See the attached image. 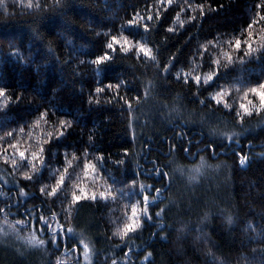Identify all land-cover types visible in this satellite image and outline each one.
Listing matches in <instances>:
<instances>
[{
	"label": "trees",
	"instance_id": "1",
	"mask_svg": "<svg viewBox=\"0 0 264 264\" xmlns=\"http://www.w3.org/2000/svg\"><path fill=\"white\" fill-rule=\"evenodd\" d=\"M44 3L51 7L54 0H0V87L13 97L7 110L0 112V137L15 130L20 147L33 151L40 140L48 139L46 133H53L52 144H45L46 167L38 182H25L16 171L19 183H13L11 165L0 160V207L17 205L10 209V221H27L28 212L48 215L51 209L65 229L71 226L75 231L61 233L56 244L41 235L46 241L42 248L28 247L14 233L0 237V264H55L57 258L85 264L81 239L94 249L91 264L113 260L125 264L128 248L127 264H264V112L240 121L234 111L247 100L259 103L258 96L250 93L245 99L243 92L264 80V52L245 56V63L237 60L227 68L222 57L223 51H232L236 58L227 42L245 40L249 23L253 48L261 42L264 0H172L171 6L167 0H64L63 11L41 12L37 5ZM201 4L204 16L182 11L189 6L199 9ZM209 7L214 11L209 12ZM134 10L141 15L158 12L159 22H148L147 33L140 26H128ZM189 16L197 17L194 23H188ZM170 25L175 32L166 30ZM98 33L122 34L149 44L154 52L158 48L160 64L117 50L112 61L93 65L89 61L106 50L108 39ZM207 41L214 45L201 47ZM13 48L27 62L15 56ZM173 54L175 66L165 74L161 66ZM215 58L221 59V75L206 90L201 85L197 91L191 83L175 78L179 70L190 76L207 74ZM109 81H124L126 86L116 95L115 88L105 87ZM234 84L240 90L233 87L227 98L233 110L208 98L217 85ZM96 87L104 90L97 94ZM17 96L22 97L19 102ZM45 109L46 118L34 125ZM61 119L68 126L57 141ZM20 127L24 134L19 133ZM226 133L238 136L239 142L223 138ZM12 142L0 139V148L11 154L13 149L7 146ZM238 153L248 157L243 166ZM85 162L95 166L87 176ZM64 168L71 178L66 176L63 193L42 201L39 188L53 184ZM157 168L167 177L160 178ZM190 175L198 179L190 182ZM132 180L137 182L136 194L121 197L117 192L115 200L84 201L70 214L64 211L73 182L89 190L102 191L110 184L114 190L127 191ZM140 183L152 187L141 190ZM18 187L28 195H20ZM156 188L161 189V199L150 203L149 210L154 214L166 209L164 223L171 225L164 230L168 240L153 235L158 232L154 215L151 220L143 218V228L124 241L114 236L118 224L130 215L131 204L141 200L144 191L151 200ZM228 215L233 216L232 224L227 223ZM18 228L21 235L32 230L31 225ZM180 228L183 231H177ZM148 252L152 256L145 260ZM209 252L218 260L214 262Z\"/></svg>",
	"mask_w": 264,
	"mask_h": 264
},
{
	"label": "snow or ice",
	"instance_id": "2",
	"mask_svg": "<svg viewBox=\"0 0 264 264\" xmlns=\"http://www.w3.org/2000/svg\"><path fill=\"white\" fill-rule=\"evenodd\" d=\"M168 4L171 6L172 0H167ZM63 5L64 0H54V4L50 7L47 3L37 5V7L40 8L41 12L46 10H56V11H63ZM31 6V5H30ZM261 8H264V4L260 5ZM186 12H194L199 11L201 16L206 15L207 13L204 12V5L201 4L199 6V9H193L191 6H189L186 10H182ZM209 12L214 11L211 7H209ZM157 20V23L159 22V13L157 12L155 15L151 11H147L146 15H141L139 11H133L131 18L126 21V24L128 26H140L142 27L145 32L147 33L149 30V23L153 20ZM175 19V18H174ZM197 19L196 16H189L188 17V23H194ZM183 21L180 22V26H183ZM252 27V24H248V30L245 32L246 39L241 40L240 38H236L234 41H228L227 43L230 45L231 49H233L238 55L234 59L232 51H223L222 57L224 60V67L227 68L228 65H233L238 60L239 63L242 65L245 63L244 57H252L254 53H260L264 52V37L261 38V42L258 44L256 48H253V39L254 34L250 30ZM168 32H175V29L171 27V25L166 29ZM98 35H105L108 37L104 44V48L106 50H103L101 54H98L89 61L91 64L100 66L104 64L105 62H110L113 60V54L119 50L121 53H130L134 52L137 56V58L141 57L143 55L144 58L150 59L153 63L160 64V62L157 60V52H154V49L152 46H149V44L136 41L135 39H130L126 35H110L109 33H98ZM214 45V41H207V44L201 47H208ZM219 47V45H216ZM13 54L19 58H21L22 62H27L25 57L23 56V53L20 52L18 49L13 48L12 49ZM50 52H53V49L49 48ZM243 52V55H239V53ZM203 55V53H202ZM176 59V54H173L167 58L166 61L163 62L161 66V71L163 73H168L172 67H174V61ZM210 65L212 67V70L209 71L207 74H196L193 76H190L188 73H185L183 70L177 71L174 75L177 80H182L185 84L191 83L194 85L197 89V91L200 90L201 85L205 86V90L208 87H211L213 83L217 82L221 72V59L215 58L210 61ZM39 71V68L36 69ZM99 69H97L98 71ZM122 85L126 86V82L120 81L118 83L113 84L111 81H109L105 87L108 89L115 88L117 90L116 95H118V90L121 88ZM235 87L236 91H239V87L237 84L232 85V87H224L217 85L218 90L214 93H209V99L215 103L217 106H222L226 110H233V105L228 103V97L232 91V88ZM104 89L101 87L95 88V93L99 94ZM255 94L259 98V103H255L252 100H247V102H241L238 106V108H235V115L240 121H243L245 117H251L253 113H260L264 112V80L260 81L258 84L247 87L244 92L243 96L245 99L249 96V94ZM16 101L19 102L22 97H15ZM138 99V98H137ZM13 97L9 96L7 94V89L5 87H0V112H4L7 110L10 103H12ZM89 102H92V97H89ZM96 103H99V100L95 101ZM125 103L129 104V111H131V105L128 101H125ZM203 104L204 101H201ZM39 111V110H38ZM47 110H43L39 112V118L34 120V125H39L41 120L45 119L47 116ZM60 130L56 132V140L58 141L62 137L65 136V132L63 129L68 126L67 122L63 119L59 121ZM25 129L23 127L19 128V133L24 134ZM29 136H31V133H28ZM48 139L40 140L38 144V150L29 151L28 148H21L20 147V141L19 138L15 135V130L12 131H6L4 133V137H0V139L7 138L9 140H12L13 142L9 144L7 147L13 149V152L11 154L7 153V150L5 148H0V160H3L4 164L11 165L12 172L9 173V175H13V183H19L15 177L14 173L16 171L20 172V177L25 182H38L40 179H42V172L45 165V144L51 145L53 140V133L48 132L46 133ZM223 138L232 141L234 138L236 139V142H239V137L233 135L232 133H226L224 134ZM39 140V138H37ZM91 139V138H90ZM239 156V164L245 165L246 161L248 160L247 155L238 153ZM73 157L75 158V154H73ZM18 161L20 163L18 164ZM66 163H71L70 161H66ZM95 168V166L91 162H85L83 164V170L84 175L87 176L90 171H92ZM27 169V170H22ZM202 170V166L195 169V172L199 173ZM156 174L160 178H166L167 173L163 172L161 169H155ZM66 176L70 179L71 174L68 173V168H64L63 171L60 172L58 178L55 179V182L51 185H44L42 184L39 188V194L42 201L47 202L48 199L53 198H59L61 193L64 191V187L66 185ZM198 179L196 175H190L189 181H194ZM7 183V181H5ZM136 181L132 180L128 186L127 191L124 189H113L112 185H105V190L102 191H96V190H89L87 185H82L78 182L72 183V191L70 192V196H66L65 199L68 200V206L64 209L65 212L71 213L72 208L79 207L81 202L84 201H96L98 198L107 200L109 198L115 200L117 196V192H119L121 197H127L129 192L135 193L136 188ZM2 187V186H0ZM151 185H146L143 183L139 184V188L141 190L144 189H150ZM17 191L20 195L27 196L28 193L25 192V189L22 187H18ZM156 195L152 196L151 200L149 198V195L147 194V191H144L142 194V199L137 200L136 202L131 204V210L130 215H127L124 217L123 223L118 224V226L115 228L113 235L119 237L122 241L125 240L126 237L129 236L130 233L134 234L141 230L144 226V219L147 218L151 220L153 218V215L156 218V227L158 229V232L153 233L154 236L158 237L161 241H167L168 236L165 234V228H171V225H166L164 223L165 219V208H160L158 211H156L154 214L149 210L150 203H155L161 199V189L156 188L155 189ZM3 193L0 192V195ZM13 197L11 195L8 196V200H12ZM13 206V204L5 203L4 207H0V216H2V219H0V237H7L9 234H15L17 239H21L25 242V244L28 247L31 248H42L46 241L44 239H41V235H48L50 237V242L52 244H56L59 240L61 233H73L75 230L73 227L69 226L65 229V226L59 222L60 216L57 212L49 209L48 215H44V213L41 211L37 213L35 216H33L32 213L28 212L29 219L27 221L25 220H15L10 221L9 216L11 215L10 209ZM127 207V205L125 206ZM27 212V209L25 210ZM206 218V217H205ZM227 223L232 224L233 223V216L228 215L226 217ZM51 221V222H50ZM24 224L26 227L31 225L32 230L29 231L27 234L21 235L20 230L18 228V225ZM177 231H183V228L177 229ZM82 235V234H81ZM79 243L83 247V257L85 264H91V256L93 255L94 249L90 246V242L85 241L84 239H81ZM71 252L76 251V246H73V249L70 250ZM131 253V248H128V251L125 253V264H127V257L128 254ZM209 256L212 257V260L215 262L218 260L217 257H215L211 252L208 253ZM152 256L151 252H148L146 256L144 257L145 260H147L149 257ZM55 264H68L67 260L57 258ZM112 264H118L117 260H113ZM220 264H223L222 261H220Z\"/></svg>",
	"mask_w": 264,
	"mask_h": 264
}]
</instances>
